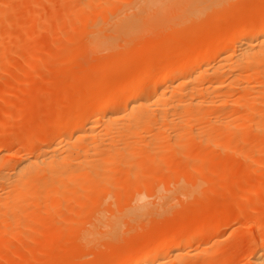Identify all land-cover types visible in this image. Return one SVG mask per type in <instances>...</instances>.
<instances>
[{
	"label": "bare ground",
	"instance_id": "obj_1",
	"mask_svg": "<svg viewBox=\"0 0 264 264\" xmlns=\"http://www.w3.org/2000/svg\"><path fill=\"white\" fill-rule=\"evenodd\" d=\"M108 1L104 0V2L101 1L102 3H99L100 11L105 10ZM230 1L129 0L126 7L115 12L110 23L109 19L107 20L108 23L105 19L103 20L105 22L103 26L106 24L107 26L110 25L109 29L104 28L106 32L101 28L102 24H100L98 30L96 29V26L99 25L98 23H101L99 16L104 14V12L100 14L98 11L97 17L100 18H98L100 21L97 20L98 23L95 22V18L93 25L96 23V28L93 25L91 26L94 27L93 33L103 31H101V35L92 34L94 35L93 38H91L92 35L90 34L91 40L89 39L90 43L88 42L89 46L87 45V47L96 53L103 50H106V52L110 51L108 56L110 55L111 59L106 65L125 64L128 61V57L136 54V52H132L136 51L137 48V50L148 51V49L153 50L156 47L163 48V46H167L169 48L170 46L173 55H162L159 61L154 60L151 53L144 55L145 64L142 69H139V71L133 70L126 78L121 79L115 85L105 87L98 97L87 99L84 108L79 107L81 106L79 105L80 101L76 102V106L79 105L76 113L66 114V117H63V119L58 118V120L54 119V122H52L53 120L46 121L53 124L46 127L41 126L44 131L46 130L45 132L42 130L45 133L44 137L38 133L42 129H40V126L36 131L37 136L28 135V138L26 137V143L23 144L25 148L32 147V145L36 147L35 142L38 143L31 153H10L9 149H5L8 146L6 142L9 139L0 145V160L2 161V158H8L9 156L15 161L8 166L0 164L3 166L0 169V224L3 226L0 228L1 234L3 232L7 236L12 234L11 229L14 228V222L25 214L22 208L26 207L25 204L29 206L30 200L28 199L36 200V196L39 195L38 198L41 197V192L45 197L55 195V198H57L58 194L67 195L68 192L65 193L64 190L70 188L69 191L73 190L75 195L73 194L72 196H75V199L82 196L81 200L87 201L86 199L83 200V197L87 198L85 194L87 192L85 191L91 193L93 190V194L96 195L95 190H102L103 187L106 189L105 186L109 185L106 174L108 170H111L110 168L114 163H116V166L121 164L122 168L118 167L119 170L122 169L120 175L124 172L123 167L126 168L125 174L123 173L125 175V177L123 176L125 179L124 183H121L120 179L123 181V178H120L117 185L122 184V186H125L126 184L127 188L133 187L134 189L138 185L144 186V188L147 186L145 188L147 189L150 187L148 185H153L154 183L152 182H155L153 177H150L153 167L157 166L155 168H158L159 165V167H163L164 162H169L170 158L173 159L175 155L182 152L189 157L192 156L190 162L192 167L188 164V167H185L188 169L192 168V171L198 174L200 159L203 157L201 153H204L202 148L204 145L207 149L214 147L216 150L217 148L218 150L220 149L221 152L223 150H233L234 153L238 154L239 151H243L235 148L237 150L235 152L233 147L240 138L236 141V144L231 145L232 141L237 140V137L242 138L247 130L251 129L257 135H260V143L256 139L257 144L259 143L258 146H263L264 148V13L257 18L258 21L256 20L255 24L252 23L254 25H251L249 19L248 21L237 19L234 25L217 31L213 35L214 40L211 42L196 44L190 41L185 42L184 40L185 43L177 51L172 46L175 38L182 35H178L179 33L187 32L191 27L202 25L205 20L208 21L210 18L211 20L215 19L216 14L226 8H220V6L227 2L231 4ZM18 2L20 3V1ZM96 3L98 4V2ZM80 4L78 7H69L70 11L72 10L71 14L69 8H67L71 17L72 13L74 14L78 8H83V5L81 4V7ZM22 7L24 8V6ZM95 7L97 8V5ZM95 7L92 6L91 8V6L87 5L84 9L88 8L89 10L91 8L93 11ZM79 10L81 12L82 9ZM80 12L79 15L82 14ZM74 17L75 21L78 20L76 21L77 31L79 27H84L82 30L80 28V31H83L88 25V19L83 16H80L79 19H76V16ZM89 17L91 16L89 15ZM177 19L180 20L177 21ZM92 28H90L91 30L89 29L91 33ZM87 30L88 28H86ZM108 30L110 32L107 34ZM112 30L114 31L113 34L117 35L116 37L124 36L123 38L127 39V43L123 41L125 42V44L122 43L123 46L127 45L130 48L134 46L135 43L133 42L138 43L134 46V49L131 47L130 51H127L129 56L127 54L126 57L124 54L127 47H123L125 49L123 50L118 40L117 47L120 46L121 48H118L122 51L116 52L118 48L115 44V36H113V42L110 41V35H113L110 34ZM103 32L106 35L110 34V37L105 34L102 35ZM138 38L139 41H137ZM130 39H132V42ZM140 41L142 42L141 44ZM78 46L82 48V45L78 44ZM81 48L79 47V49ZM120 52H123L122 54L124 55L120 54ZM136 55L132 58L137 59L138 56ZM103 62L105 63V60ZM64 118L66 120L67 118H72L70 119L72 123L69 124L71 121L68 119L70 122H66ZM237 121H240V124L237 123L236 126ZM5 123L7 125L5 124V128H0L1 132L3 129L8 128V121ZM195 140H199L203 144L200 145L202 150L200 148H191L194 146ZM8 142L10 145L11 141ZM31 147L30 149L33 148ZM259 149L260 147H257L255 150L259 151ZM244 153L246 154V152ZM243 154H241L243 157L249 159V155L247 156L246 154L245 156ZM251 156L250 158H252ZM262 156L264 157L263 154ZM256 161V170L254 169L255 163L252 162L254 163L253 171H258L257 168L260 166L264 167L263 159L257 158ZM147 168L152 169L146 171ZM219 168L221 167L219 166ZM126 170L130 171V174ZM192 171L190 170V172ZM145 175L148 177L146 178ZM188 175L192 176L193 174ZM187 176H184L185 180L187 179L186 182L182 181L183 183L181 182L177 185L178 188L176 186L181 193L187 196L194 194L198 187L201 184L203 185V181L205 183V180L208 179L205 176L206 179H201L200 182H202L199 185V179L202 178L199 177L200 175L195 177L198 182L192 180L191 176L190 178ZM145 181L149 183L147 182V184ZM206 182L205 185L208 184L209 180H206ZM89 183L91 188H89ZM87 184L90 190L85 189ZM77 190L81 191L80 193L83 192V195H79ZM76 192L78 193L76 194ZM97 192L99 197L96 195L95 198L99 199L102 191ZM93 194L91 193V198H94ZM102 196L101 198H103ZM42 197L45 198L44 196ZM91 198L87 199L90 200ZM95 198L92 204L96 206L100 201L98 202V199L96 200ZM47 199H42L40 202H47ZM131 199L130 204L122 207L117 212L115 211V213L111 212L110 216L105 214L103 210L100 211L99 208V210L96 208V212H100H97V214L95 212L96 215L93 213L94 217L91 218V225L87 224L88 227L78 234L79 243L86 246L92 242L97 244L105 240L114 241L121 232L123 222L134 220L135 224V221L142 216L154 212V208H151L138 194ZM70 200L73 202L74 199ZM27 201L28 203H25ZM105 201H103V204ZM85 203H81V206L78 203L81 207V212L85 208ZM75 204H77L76 201ZM103 204L101 205L103 206ZM23 205L25 207H22ZM30 206L26 207L28 212ZM82 206L84 207L82 208ZM99 206L97 205V207ZM45 207H48V204ZM34 208H36L35 205ZM30 211L33 212V210ZM81 212L77 217L84 213V211ZM34 213L36 212L34 211L32 214L35 215ZM154 213H156V210ZM25 215L23 218L31 216L30 214L28 216L27 214ZM93 215H89V218ZM87 216L84 218L88 219ZM5 217H9L10 222H6L7 218L3 219ZM15 217H17L16 220ZM38 219L40 221L41 217ZM205 220H202L203 223L201 221L200 224L193 227L194 229L186 230L183 234L173 233L169 236L170 240L166 236L160 238L156 245L151 244L152 247L148 250L136 253L135 257H124L118 264H164L169 257H173L170 259L172 261L175 260L176 264H186L183 262L185 261L184 259L182 262L178 259L179 252H184L194 243L201 244L202 241H205L204 239L208 234H211L210 236L214 235L215 226L223 222V219L220 218L207 220L208 222L206 223ZM12 226L13 228H11ZM262 232L260 234L263 236L258 234L261 237L255 239L256 241H253V243L250 242L251 260H249V264H264V232ZM205 235L206 237L204 238ZM166 246L170 248L167 251L168 253L164 252ZM198 250L201 251L202 249L200 250L199 248ZM198 250L194 254H198ZM211 252L203 253L204 258L207 260L213 258L212 261H215L216 253L213 252L214 255ZM192 263L193 261L190 264Z\"/></svg>",
	"mask_w": 264,
	"mask_h": 264
},
{
	"label": "rangeland",
	"instance_id": "obj_2",
	"mask_svg": "<svg viewBox=\"0 0 264 264\" xmlns=\"http://www.w3.org/2000/svg\"><path fill=\"white\" fill-rule=\"evenodd\" d=\"M101 1L104 2V0H0V9L3 7V11H0V15L2 14L0 16V128H5V124L7 125L5 122L8 121L9 123L7 129L0 131V145L9 139L8 141H11V144L9 145L7 141L8 146L6 145L7 148L5 149H9L10 153H31L38 143L35 142L36 147L34 145H32L33 148L30 146L32 149L27 145L26 147L28 148H25L23 144L26 143L25 140H27L28 135L37 136L36 131L40 126V129H42L38 133L44 137L45 133L43 132L46 130L44 131L43 127L53 124L46 121L53 120L52 122H54L58 118L63 119L66 114L76 113V110H78L77 106L81 105L79 107L84 108L87 99L98 97L105 87L115 85L121 79L126 78L133 70L139 71V69H142L145 64L144 55L151 53L156 61H159L162 55H173L170 46L169 48L167 46H163V48L156 47L153 50L148 49V51L137 50V48L136 51L132 52H136L137 59H133L132 57L135 55L130 54L131 56L127 58L128 61L125 64L106 65L111 59L110 55L108 56L110 51L106 52V50H103L96 53L89 50V47H87L89 39L91 40L94 37L92 35L94 33L101 35V31L104 28L109 29L110 25L107 26L106 24V27L103 26V23H105L103 20L105 19L108 23L107 20L109 19L110 23L115 12L126 7L129 0H109L104 11L99 9ZM78 2L83 5V8H78L76 12L73 10L75 13H72L71 17L72 10L70 11L69 7H78L80 4ZM230 2L231 4L227 2L220 6V8H226L217 13L215 19L211 20L210 18L208 21L205 20L202 25L198 24L199 26L191 27L187 32L179 33L178 35L182 34L180 35L182 37L175 38L174 44L172 43L173 49L175 51L179 50L186 41L196 44L211 42L214 40L213 35L217 31L234 25L237 19L243 21H248L249 19L251 25H254L257 18L264 13V0H231ZM85 5L91 6V8L97 5V8H93V11L90 8L89 10L91 11H89L88 8L84 9ZM67 8H69L70 14ZM79 9H82L81 12ZM78 11L82 14L83 12L85 13L84 15H79ZM98 11L100 14L104 12V14H101L103 17L99 14L101 23L97 22L99 18L97 17ZM76 13H78L79 18L83 16L90 20V23L87 20L88 25L83 31H80V28L82 30L84 27H79L77 31L76 21L78 20L75 21L74 16L77 17L76 19L79 18ZM179 20L177 19V21ZM94 21L99 24L96 26L97 28L95 27L96 23L93 25ZM249 22L247 23L249 24ZM100 24H102L101 28L103 30L99 31L100 33L97 31L93 33L94 27L98 30ZM86 28H88L87 31ZM90 28H92V33L89 31ZM104 31L106 32V30ZM110 31L108 30L107 34ZM105 32L102 35H106ZM113 32L112 30L110 34H113ZM90 34L92 35L91 38ZM109 35L106 36H111L110 41L113 42V36L115 35ZM116 36V41L114 38L116 47L118 42L119 45L120 43L121 45L122 43H127V39L123 38L124 36H120L121 38ZM119 39L121 40L119 41ZM137 41H139V38ZM133 43H135L134 46L138 44L136 42ZM78 44L82 45V48ZM134 46L131 47L134 49ZM121 47L123 50L126 49L124 54L127 57V51H130L131 47L129 48L127 45H122ZM123 47L127 48L124 49ZM120 48L116 52H119ZM122 53L120 52V54ZM104 60L105 63L103 62ZM78 101H80V104L76 106ZM64 119L67 122L72 118ZM70 121L69 124L72 123V120ZM239 122L237 121L235 125L237 126ZM44 123L45 125H43ZM253 132L251 129L247 130L245 136L242 137L243 140L241 137H237V140L232 141L231 145L236 144V141L240 138L235 145L236 147L232 146L235 152L237 150L243 151H239L240 153L238 152V154L234 153L231 150L232 148L230 149L232 152L228 150L221 152L218 148L217 150L214 147L207 149L204 145L202 147L204 153H201L203 157L200 159L198 167L200 176L194 173L192 168H187V164L189 166L192 165L190 163L192 156L189 157L184 152L175 155L173 159L170 158L169 162H164L163 167H159V165L158 168H155L157 166H154L153 169L150 168L152 169V174L151 176L148 174L153 177L155 182H152L154 183L153 185L150 182L152 186L148 185L150 187L147 189H145L147 186L144 188V186H139L138 184L135 189L133 187L127 188L126 184V187L122 186V184L117 185L120 178H123V181L122 179L120 180L121 183H124L126 168L123 167L124 174L120 175L122 169L119 170L118 167H121V164L116 166V163H114L110 168L111 170L106 171L109 185L105 186L106 189L103 187L102 190H95L96 195L97 191H102L103 194L100 192V198H95L96 195L93 194V190L91 191L94 198L98 199V202L100 201L98 203L95 200L98 206L106 200L103 206L97 207V205H93L94 198H91V193L88 191L85 192L90 194L85 193L87 195L85 196L91 199L83 197V200L86 199L87 201H82V196L75 199V196H72L74 194L73 190L69 191L70 188L64 190L65 193L68 192V196L62 194L64 195L62 197V195L56 194L57 198H55V195L45 197L41 192L40 196L45 197H42V199L50 198V200L47 199V202L43 201L44 204L40 202L42 199H40L41 197L38 198L39 195L36 196V200L28 199L30 200L29 206L31 204L29 212L27 204L25 205L28 207L26 208L23 205L22 207L26 209H22H24L23 212L27 216L29 214L31 216L23 218L26 215H21L19 218L24 220L15 217V220L16 218L18 219L16 220L17 223L14 222L17 225H14V228L13 226L11 227L13 228L11 229V235L7 236L4 232L2 234L0 232V264H118L124 257H135L136 253L148 250L164 236L170 240L169 236L173 233L183 234L186 230L200 224L202 220L206 219V223L208 222L207 220L214 218L223 219L220 225L215 226V234L213 233L214 235L210 236L211 234L207 233L209 236L206 234L207 237L206 235L204 236V238L206 237L205 241H202L201 244L194 243L184 252L180 251V255H183H178V259L181 262L184 259L185 261L183 262L186 264H190L192 261V264H206L210 260L212 261L213 258L207 260L204 258L203 253L212 251L211 254L216 253V258L214 259L215 261H210L209 264H249L248 262L251 260L250 242H255V239L261 237L258 234L262 230L264 232V167L260 166L257 168L258 171H253L252 168L255 163L254 169L256 170L257 158L264 160L262 156V154L264 155V148L263 146H258L260 135ZM250 133L252 134L250 135ZM2 139L5 140L2 141ZM256 139H258V144ZM193 144L194 146L191 148L196 149L203 145L199 140H195ZM257 147L263 150L259 149V151H256ZM244 152H246L247 156L249 155V159L241 155ZM246 154L244 153L243 155L246 156ZM14 162V159L9 158V156L8 158H2V161L0 160V164L7 166L12 165ZM2 167L0 165V169ZM150 169L147 168L146 171ZM130 170L132 171V169ZM126 172L130 174L128 170ZM147 175H145L146 178L148 177ZM187 175L189 178L191 176V179L195 181V177H202L199 182L198 180L196 181L199 185L202 182L200 180H205L206 177L209 182L205 185L207 182L206 180L205 183L203 181V185L201 184L194 194L187 196L177 189V185L182 181L186 182L187 179L185 180V177ZM189 178L188 180H190ZM145 182L147 183L148 181ZM127 184L129 185V183ZM141 184L143 183L141 182ZM85 186H87L85 189H88V184ZM89 188H91L90 183ZM80 192L79 195H83V192ZM134 193L136 194L134 195ZM137 194L151 208H154L156 213L153 211V213H147L135 221V224L134 220H131L132 222L129 221L130 223L123 222L121 232L114 241L105 240L104 242L102 241L103 243L99 242L97 244L92 242L86 246L79 243L78 234L88 227L87 224L91 225V218L97 212L103 210L105 214L110 216L111 212L115 213V211L117 212L122 207L130 204L131 198ZM88 195L90 196L88 197ZM98 195L97 197H99ZM70 199H74L73 202ZM75 201L77 204H75ZM84 202H86L83 209L84 213L77 217L81 212V203ZM25 203H28V201ZM78 203H80V206ZM46 204H48V207H45ZM34 205L36 208H34ZM96 208H99L100 211L96 212ZM30 210L35 211V215ZM47 212L49 213L47 214ZM89 215L93 216L89 218ZM86 216L90 219V223L88 219L84 218ZM40 217L41 220L39 221L38 218ZM6 218L3 219L5 220ZM7 219L6 222H10V219ZM129 224L130 226H128ZM1 227L3 226L0 224ZM199 248L202 250L199 251ZM164 250L165 253H168L167 251L170 248L166 246ZM197 250L198 254H194ZM170 258L173 257H169L164 264H176L175 260L172 261ZM217 258L220 259L217 260Z\"/></svg>",
	"mask_w": 264,
	"mask_h": 264
}]
</instances>
